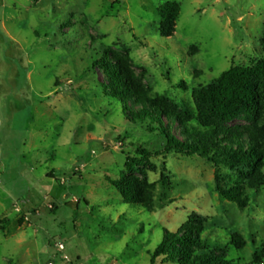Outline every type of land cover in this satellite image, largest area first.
<instances>
[{"label":"rangeland","instance_id":"rangeland-1","mask_svg":"<svg viewBox=\"0 0 264 264\" xmlns=\"http://www.w3.org/2000/svg\"><path fill=\"white\" fill-rule=\"evenodd\" d=\"M167 2L181 6L171 38L159 34ZM263 29L264 0H0V264H150L164 231L190 218L210 245L239 235L245 246L224 258L253 264L264 188L239 208L215 190L217 173L221 185L238 174L196 156L154 155L162 140L123 118L94 63L124 47L152 94L193 109V89L260 58ZM143 157L136 176L157 184L150 213L124 204L111 184L127 158Z\"/></svg>","mask_w":264,"mask_h":264},{"label":"trees","instance_id":"trees-1","mask_svg":"<svg viewBox=\"0 0 264 264\" xmlns=\"http://www.w3.org/2000/svg\"><path fill=\"white\" fill-rule=\"evenodd\" d=\"M180 12L177 2H167L158 8L161 37L174 35ZM260 44V58L256 62L233 66L210 84L193 89V109L152 94V88L133 71L124 47L122 52L106 49L94 66L103 75L102 86L123 118L129 124L146 126L162 140L163 149L154 155L196 156L216 169L224 167L238 174V179L221 185L217 173L215 190L221 199L244 208L250 194L264 188V29ZM196 50L195 46L189 48L191 53ZM244 116L247 125L229 126ZM137 152L152 156L145 150ZM143 159L127 158L124 172L111 184L124 204L150 213L155 208L157 184L136 176V167ZM160 185L158 207L162 209L168 200V179L162 176ZM54 210L55 207L50 212ZM203 234L202 223L196 218H190L175 232L164 231L161 243L150 253V264L158 260L175 264H232L224 258L226 251L245 246L237 234L228 236L226 246L210 245L202 239ZM258 252L253 264H260L264 258V241Z\"/></svg>","mask_w":264,"mask_h":264},{"label":"built area","instance_id":"built-area-1","mask_svg":"<svg viewBox=\"0 0 264 264\" xmlns=\"http://www.w3.org/2000/svg\"><path fill=\"white\" fill-rule=\"evenodd\" d=\"M15 212L18 213L19 210H18V209H15ZM55 247H57V249H58L59 251H63V250H64V247H63L62 244H55Z\"/></svg>","mask_w":264,"mask_h":264}]
</instances>
